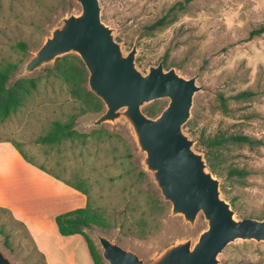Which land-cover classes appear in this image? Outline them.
<instances>
[{"label": "rangeland", "instance_id": "374dc122", "mask_svg": "<svg viewBox=\"0 0 264 264\" xmlns=\"http://www.w3.org/2000/svg\"><path fill=\"white\" fill-rule=\"evenodd\" d=\"M184 1L100 0L102 20L113 30L125 55L137 47L136 67L142 73L148 74L169 52L175 64L171 69L186 79L197 77L201 90L195 95L190 118L195 120V127L193 133L183 128L194 141L196 152L204 156L197 141L203 135L243 134L264 142V35L249 39L253 29L264 25V0H191L187 10L178 14L176 22L156 36H141L144 26ZM72 4L75 8L70 10ZM81 12L76 0H0V68L8 63L18 64L12 82L23 77L38 81V90L20 111L5 122L0 121V145H7L0 150V177L9 168L19 167V174L44 193L53 191L44 182L47 177L81 196L80 202L71 196L76 194L71 192L66 198L67 193L63 192L64 205L57 211L36 207L42 220L39 222L46 224L52 237L48 250L54 264H94L83 236L77 237L76 244L73 242L77 240L67 243L63 239L62 243L66 242L67 246L62 247L54 243L55 233L47 225L54 216L51 222L57 230L56 213L86 205L85 195L63 181L82 185L88 191L91 206L103 213L108 227L86 230L100 251L97 233L137 252L145 263H151L174 244L192 239L194 246L208 223L203 214L195 226L187 223L184 216L172 214L171 204L163 199L144 165L146 154L140 151L130 124L121 118L95 126L92 122L100 115L87 114L78 117L75 127L87 134V138L54 146L38 143L55 121L67 122L73 115H79L81 104L55 74L56 61L26 76L23 71L62 19ZM21 42L27 44V52L19 49ZM246 90L256 94L252 101L234 99ZM220 96L227 99V113L221 108ZM155 102L167 107L170 100H156L145 107ZM15 143L20 144L26 156L17 150L22 159L19 166L8 150V146L15 149ZM229 155L230 162L246 169L249 176L244 186L228 185V194L222 193V197L230 204L233 198L237 199L236 209L232 207L237 219H259L264 214V146L254 150L233 145ZM219 181L221 185L222 180ZM19 206L24 204L21 202ZM22 222L0 208V249L13 264H49L32 238L28 224ZM244 242L250 241L229 245L219 256V264H227L226 260L228 264H237L241 259L239 254L245 252ZM255 244L261 245V254L255 251L258 248ZM253 247L246 249L249 257L254 264L260 260L264 264V242L254 241Z\"/></svg>", "mask_w": 264, "mask_h": 264}, {"label": "water", "instance_id": "95a60500", "mask_svg": "<svg viewBox=\"0 0 264 264\" xmlns=\"http://www.w3.org/2000/svg\"><path fill=\"white\" fill-rule=\"evenodd\" d=\"M82 8L55 27L52 35L25 65L23 75L52 64L67 54L80 56L89 71V88L105 112L92 122L101 126L125 119L131 126L144 165L151 172L173 215H182L195 226L200 214L208 228L193 246L189 239L166 248L151 263L117 242L96 234L107 264H219V256L238 241L264 242V220L237 219L231 204L222 197L218 178L209 171L204 156L194 150V141L184 133L191 118L195 95L201 90L197 77L186 79L176 69L165 70L163 62L148 74L136 67L137 47L125 55L113 30L102 20L100 0H76ZM169 99L157 118L143 108L156 100ZM0 264H13L0 249Z\"/></svg>", "mask_w": 264, "mask_h": 264}, {"label": "trees", "instance_id": "16d2710c", "mask_svg": "<svg viewBox=\"0 0 264 264\" xmlns=\"http://www.w3.org/2000/svg\"><path fill=\"white\" fill-rule=\"evenodd\" d=\"M191 0H185L184 2H178L174 4L168 12L150 25L143 27L142 37L156 36L158 32L169 27L176 22L178 14L185 12L190 4ZM75 5L69 7L70 10L74 9ZM264 35V25L253 29L250 32L249 39L252 40L255 37ZM19 49L27 52L28 46L26 43H19ZM170 53L167 52L163 58V65L165 70H170L175 64L169 57ZM138 61V59H137ZM19 68L18 64L8 63L0 68V121L5 122L12 115L16 114L25 105L27 99L32 96L38 90V81L34 78H19L12 82L15 73ZM55 74L59 76L64 83L69 87L71 96L81 104V113L79 115H73L67 122L55 121L50 128V131L38 139L39 144L43 145H58L65 141H75L85 139L87 134L80 133L76 130V122L78 117L87 114L102 115L105 112V105L103 101L97 97L89 88V71L82 59L75 54L66 55L56 59V64L53 68ZM256 94L254 91L246 90L234 97L235 100H243L245 102L252 101ZM221 108L227 113L229 110L227 99L224 96H220ZM166 106L161 105L160 102H155L151 107H145L144 113L151 117L157 118ZM195 127V120L191 119L184 126L190 133H193ZM198 141V146L204 152V157L209 170L222 180L221 191L228 194V185L244 186L245 180L249 176V172L246 169L236 167L230 162L231 146L237 145L241 147H250L256 149L264 146L262 140L253 139L243 134L226 135L218 134L214 137H203ZM15 147L26 158L25 154L21 151V146L15 143ZM59 180V177H56ZM63 181V180H62ZM70 187L79 191L87 197V205L84 208L75 209L56 217V224L59 232L62 236L68 237L73 235H82L88 245L90 255L94 261V264H105V260L102 256L98 245L91 240L87 231L89 229H106L108 227L107 221L103 213L94 209L90 204V197L88 191L82 185H75L67 181H63ZM231 205L236 209L237 199L231 200ZM249 217H253L250 214ZM259 219L264 220V214L259 216ZM254 241L244 242L243 249L245 252L240 253L241 259L237 261V264H254V261L249 257V252L246 249L253 247ZM258 248H255L257 253L261 254L260 244ZM235 246V245H230ZM229 246V247H230ZM225 252V251H224ZM45 258L44 254H42ZM46 260V258H45ZM229 260H226L228 264ZM263 261H259L262 264Z\"/></svg>", "mask_w": 264, "mask_h": 264}, {"label": "crops", "instance_id": "0c3cea01", "mask_svg": "<svg viewBox=\"0 0 264 264\" xmlns=\"http://www.w3.org/2000/svg\"><path fill=\"white\" fill-rule=\"evenodd\" d=\"M4 146L7 145H0V150H3ZM8 150L10 151L11 158L16 161V163L19 166V161L21 162V155H19V152L17 149H13L8 146ZM21 159V160H20ZM44 182L48 185V187L53 190L51 193H44L38 188L33 187V185H30V183L27 181L25 177H23V174H19V167H13L9 168L5 171V173L0 177V208L8 210L13 217L23 223L24 221L26 224H28V228L30 229L31 236L35 242L37 243V247L39 251L44 254L45 258H47L49 264H54L51 261L50 254H49V248L52 246V237L50 236L49 231L46 229V224L43 225L39 221L40 218L38 217V212L36 211L40 207H45L46 209L52 208L59 209V207H63L64 205V199L62 196L65 195L66 198H69V195H71V192L76 194L77 196L71 195L74 198H78L79 201L81 199V196L78 193H75L71 191V189H65L61 187L62 183L54 180L49 179L47 177H44ZM60 184V185H59ZM75 190V189H74ZM65 192V193H63ZM79 192V191H77ZM44 194V195H43ZM86 197V196H85ZM42 198H45L43 200ZM80 201V202H81ZM21 202L24 204V206H19V203L21 205ZM33 203H36L34 206H28ZM26 204V205H25ZM45 206H44V205ZM86 205H87V197H86ZM85 205V206H86ZM82 206V204L80 205ZM84 206V207H85ZM23 209H26L27 211H24ZM82 207V208H84ZM28 211H31L30 214H28ZM65 212H59L56 213L57 215L63 214ZM55 214V215H56ZM54 216H52L53 219ZM50 222L47 224L48 226L51 225L52 228H50V231L55 233L54 234V243H60L58 245L62 247H66L67 243H70V241L77 240L73 243H78L79 234L73 235V236H62L59 232V229L56 230V227L53 225V223ZM22 220V221H21ZM24 224V223H23ZM58 228V226H57ZM82 236V235H81ZM63 239H66L65 243L63 242ZM85 240V238H84ZM51 241V242H49ZM86 241V240H85ZM87 244V242H86ZM76 246V245H75ZM78 246V245H77ZM88 247V245H87ZM89 250V248H88ZM68 251V250H66ZM71 255L74 256L73 251L71 252ZM91 256V255H90ZM92 258V257H91ZM93 260V259H92ZM94 262V261H93Z\"/></svg>", "mask_w": 264, "mask_h": 264}]
</instances>
